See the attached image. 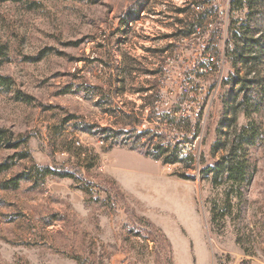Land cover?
I'll list each match as a JSON object with an SVG mask.
<instances>
[{
	"label": "rangeland",
	"instance_id": "rangeland-1",
	"mask_svg": "<svg viewBox=\"0 0 264 264\" xmlns=\"http://www.w3.org/2000/svg\"><path fill=\"white\" fill-rule=\"evenodd\" d=\"M232 1L0 3V75L14 83L0 129L24 141L0 150L13 163L0 175V264H264V0ZM195 22L212 24L206 40L186 35ZM191 44L223 65L199 167L178 153L158 162L140 131L166 60ZM237 79L262 98L250 119ZM251 119L263 142L239 189L223 157ZM35 167L76 178L5 188Z\"/></svg>",
	"mask_w": 264,
	"mask_h": 264
},
{
	"label": "built area",
	"instance_id": "built-area-1",
	"mask_svg": "<svg viewBox=\"0 0 264 264\" xmlns=\"http://www.w3.org/2000/svg\"><path fill=\"white\" fill-rule=\"evenodd\" d=\"M192 7L200 13L205 11V4ZM211 27L205 26L204 32L197 28L188 37L203 35L206 40L204 34ZM191 45L172 50V57L166 60L154 104L143 117L140 131L147 137L142 143L158 162L176 152L199 167L207 113L221 85L223 65L205 46Z\"/></svg>",
	"mask_w": 264,
	"mask_h": 264
},
{
	"label": "trees",
	"instance_id": "trees-1",
	"mask_svg": "<svg viewBox=\"0 0 264 264\" xmlns=\"http://www.w3.org/2000/svg\"><path fill=\"white\" fill-rule=\"evenodd\" d=\"M29 0H0V3L2 2H12V3H27ZM65 1H83V0H65ZM251 0H233L232 1V9L233 10H239L243 9L245 7H250ZM251 8V7H250ZM198 20V19H196ZM125 25H128V21L124 22ZM198 24L190 23L188 26V31L186 32V35L192 34L196 27L193 29L194 26ZM201 24H199L197 27H199ZM192 26V27H191ZM232 33V32H231ZM231 38L233 39V35L231 34ZM257 43V42H256ZM236 64L243 63L244 65H247L249 63V60L244 56L243 52L239 51V57L238 60L235 61ZM250 74V72L248 73ZM241 84V80L237 79L235 81V85ZM256 84V83H255ZM254 85V84H253ZM14 86L13 81L8 78L0 75V93L1 92H7L11 90ZM251 89L246 88V84H241V88L239 90V94H243L242 98L240 100L239 106L243 108L245 111V115L247 118H251L253 114L257 113L258 107L262 103V98L259 99L258 97V89H255V91H250ZM97 94L93 93V96H96ZM87 131L91 132V128L87 127ZM106 130H104L105 132ZM263 134L261 133L260 126L256 123L255 119H251L250 123L244 127L238 136H236L235 140L230 144L229 149L227 150L226 155L223 157V165L222 168L223 173L226 175V179L228 182H232L234 185H237L240 189L246 181L249 176V169H250V161H251V150L256 148L258 145H260L263 142ZM24 141H14L13 135L5 130L0 129V150L4 148H10V149H18L21 145H23ZM174 155L171 157V162H175L177 160V153L173 152ZM172 153V154H173ZM27 154L23 155L21 157V160L27 159ZM13 163L6 162L4 164H0V175L4 172H7L11 169ZM50 177H57V178H71L75 179V175L72 172L68 171H61V170H52L50 168H40L35 167L32 168L30 171H25L22 175L14 179L13 181H10L5 184V188L7 189H15L17 188L19 184L18 179H31L35 178L37 181L44 183L45 179Z\"/></svg>",
	"mask_w": 264,
	"mask_h": 264
}]
</instances>
